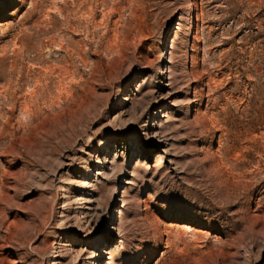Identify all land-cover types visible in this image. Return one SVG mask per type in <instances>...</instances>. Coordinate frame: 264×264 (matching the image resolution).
Listing matches in <instances>:
<instances>
[{
    "label": "rangeland",
    "instance_id": "rangeland-1",
    "mask_svg": "<svg viewBox=\"0 0 264 264\" xmlns=\"http://www.w3.org/2000/svg\"><path fill=\"white\" fill-rule=\"evenodd\" d=\"M0 264H264V0H0Z\"/></svg>",
    "mask_w": 264,
    "mask_h": 264
}]
</instances>
